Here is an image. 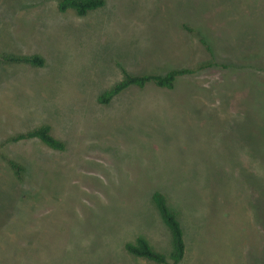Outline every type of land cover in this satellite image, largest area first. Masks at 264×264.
<instances>
[{
  "label": "rangeland",
  "instance_id": "obj_1",
  "mask_svg": "<svg viewBox=\"0 0 264 264\" xmlns=\"http://www.w3.org/2000/svg\"><path fill=\"white\" fill-rule=\"evenodd\" d=\"M32 55L42 67L5 60ZM122 70L188 73L98 103ZM40 125L62 152L0 148V264H152L123 246L165 227L155 192L196 264H264V0H104L83 17L0 0V144Z\"/></svg>",
  "mask_w": 264,
  "mask_h": 264
},
{
  "label": "trees",
  "instance_id": "obj_2",
  "mask_svg": "<svg viewBox=\"0 0 264 264\" xmlns=\"http://www.w3.org/2000/svg\"><path fill=\"white\" fill-rule=\"evenodd\" d=\"M104 0H56V8L59 13L72 12L78 17H83L90 12L102 8ZM203 42V41H202ZM13 63H23L33 67H42L43 59L37 55L27 57H15L5 59ZM188 73L185 70H171L165 75H143L132 76L122 70V79L109 90L103 92L97 99L102 105L109 104L115 97L131 87L143 88L147 84H153L158 88L172 90L179 76ZM36 140L43 146L53 150L62 152L64 144L56 139L52 134L49 126L40 125L23 133L8 137L1 144L0 148L5 144H13L18 142H29ZM7 164L14 172L16 177H21L23 169L21 166L11 160H7ZM151 200L162 223L168 229L171 237L172 251L168 257L154 252L142 238H137L134 243H126L123 246L124 251L134 257L143 258L155 264H178L184 256V242L181 226L173 212L166 205L164 196L155 192L151 196Z\"/></svg>",
  "mask_w": 264,
  "mask_h": 264
},
{
  "label": "crops",
  "instance_id": "obj_3",
  "mask_svg": "<svg viewBox=\"0 0 264 264\" xmlns=\"http://www.w3.org/2000/svg\"><path fill=\"white\" fill-rule=\"evenodd\" d=\"M181 230H182L183 242H184V256H183V259L181 260V262H179L178 264H196L198 257L201 255V250H203V249L199 245V248L197 249V251H195L194 253L191 254L189 251V244H188V241L186 238L184 227H181ZM139 237L144 239L145 242L148 244V246L154 252L162 254L165 257H168L170 255V253L172 251L171 237H170V233L166 227H158V229L153 230V232H151V231L150 232L149 231L148 232L147 231L137 232L135 236L130 238V240L125 241V244L126 243L132 244ZM160 241L162 243H164V245H163V246H165L164 249H162L159 246ZM126 256L128 257V259H131L132 261L136 260L138 262L139 261L151 262V261H148V260L143 259V258H137V257L131 256L127 253H126ZM190 256H192L193 260H191L192 258L190 259ZM152 264H155V263L152 262Z\"/></svg>",
  "mask_w": 264,
  "mask_h": 264
}]
</instances>
